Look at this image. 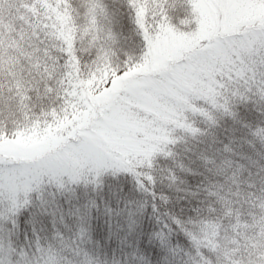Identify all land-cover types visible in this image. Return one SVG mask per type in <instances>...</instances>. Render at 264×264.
<instances>
[{
  "label": "snow or ice",
  "instance_id": "obj_1",
  "mask_svg": "<svg viewBox=\"0 0 264 264\" xmlns=\"http://www.w3.org/2000/svg\"><path fill=\"white\" fill-rule=\"evenodd\" d=\"M0 264H264V0H0Z\"/></svg>",
  "mask_w": 264,
  "mask_h": 264
},
{
  "label": "trees",
  "instance_id": "obj_2",
  "mask_svg": "<svg viewBox=\"0 0 264 264\" xmlns=\"http://www.w3.org/2000/svg\"><path fill=\"white\" fill-rule=\"evenodd\" d=\"M186 7V5H185ZM185 13H184V10L183 8H178L175 12H173V16H183Z\"/></svg>",
  "mask_w": 264,
  "mask_h": 264
},
{
  "label": "rangeland",
  "instance_id": "obj_3",
  "mask_svg": "<svg viewBox=\"0 0 264 264\" xmlns=\"http://www.w3.org/2000/svg\"><path fill=\"white\" fill-rule=\"evenodd\" d=\"M175 17V19H174V23H178V21H179V18H182L181 16H174Z\"/></svg>",
  "mask_w": 264,
  "mask_h": 264
}]
</instances>
